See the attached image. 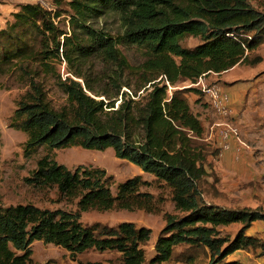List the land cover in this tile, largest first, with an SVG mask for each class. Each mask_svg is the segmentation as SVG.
Returning a JSON list of instances; mask_svg holds the SVG:
<instances>
[{"label": "trees", "instance_id": "16d2710c", "mask_svg": "<svg viewBox=\"0 0 264 264\" xmlns=\"http://www.w3.org/2000/svg\"><path fill=\"white\" fill-rule=\"evenodd\" d=\"M114 14L116 33L94 20ZM193 37L192 46L183 44ZM264 41V8L252 0H51L17 5L0 27V77L14 74L25 85L16 100L13 122L26 133L25 150L79 146L103 150L152 174L167 187L177 213H165L155 253L142 245L150 228L132 221L83 223L80 211L118 208L158 210L156 197L140 188V175L120 182L79 164L69 169L50 154L38 158L26 180L55 186L76 199V210L34 203L0 206V264H27L31 243L61 246L78 264H240L238 249L264 255V238L245 233L264 220L260 206L232 207L209 202L204 184L216 182L212 159L219 149L205 139L200 118L187 94L194 87L168 90L205 72L235 64L255 65ZM120 45L137 46L143 58L132 63ZM66 64L62 77L58 65ZM162 76L161 78H159ZM64 94L55 106L43 78ZM159 78V79H158ZM204 96V95H203ZM215 172V174H214ZM215 175V176H214ZM212 195L219 196L215 184ZM239 223L230 237L222 227ZM89 249L116 253L107 263L77 259Z\"/></svg>", "mask_w": 264, "mask_h": 264}, {"label": "rangeland", "instance_id": "374dc122", "mask_svg": "<svg viewBox=\"0 0 264 264\" xmlns=\"http://www.w3.org/2000/svg\"><path fill=\"white\" fill-rule=\"evenodd\" d=\"M3 1L7 0H0V2ZM9 1L15 4L16 9L17 5L26 2L40 1L45 6H48L51 2V0ZM94 24L113 33L118 30V20L114 14H106L100 20H94ZM195 43L196 39L193 37H187L183 41L186 46H192ZM119 47L132 63H137L143 58V50L137 46L120 45ZM58 69L62 77L69 75L65 63H60ZM210 78L220 82L216 78ZM43 79L50 101L55 106H59L64 101V94L56 87L52 78L45 77ZM25 88L24 83L18 80L14 74L0 77V206L30 202L50 209L76 210V199L59 193L55 186H40L26 180V177H29L35 169L38 158L44 154H50L58 163L64 164L69 169H73L79 164L105 169L107 174L112 175L110 189L113 193L116 192L117 185L120 182L140 175L142 179L150 181V185L143 186L140 189L151 192L156 197L157 211L149 212L140 208L118 207L106 210L88 209L80 211V220L87 224L100 221L111 225L121 221H132L136 226L148 227L151 231L150 237L142 247L147 259L154 255L155 241L165 225V213H177L169 189L156 183L152 174L141 171L137 165L126 159L115 157L111 147L103 150L86 149L79 146L49 149L45 145H39L27 152L24 145L26 133L17 129L13 122L16 100ZM187 96L192 111L200 118L206 132L210 123L216 119L212 108L200 93L191 91ZM260 100L256 97H250L249 101L245 103L249 109L260 104L264 112V99H262V102ZM251 132L250 129L248 131L250 138H252ZM258 151L260 150L253 149L254 153ZM212 164L216 172L214 174L217 175L216 182L213 181L214 178L211 176L204 184V188H206L205 197L209 202H221L232 207H264V170L263 173L249 172L245 170V168L248 169L246 166L239 165V168L233 170V173L225 174L217 168L213 159ZM213 184L217 187V191L222 193L221 195L217 197L212 195ZM238 225L239 223H231L222 227V233H227L230 237H233L239 228ZM30 247L32 251L31 260L27 264H78L76 260L70 257L66 249L53 243L34 240ZM235 253L238 254L239 258L237 257V260L240 264H264V255L259 250L247 252L238 249L235 250ZM115 255L114 252H100L89 249L77 255V259L101 260L107 263Z\"/></svg>", "mask_w": 264, "mask_h": 264}, {"label": "crops", "instance_id": "0c3cea01", "mask_svg": "<svg viewBox=\"0 0 264 264\" xmlns=\"http://www.w3.org/2000/svg\"><path fill=\"white\" fill-rule=\"evenodd\" d=\"M252 3L264 8V0H252ZM15 10L16 7L13 2L9 0L0 2V27L4 26L5 21L10 18L11 13ZM257 51L262 58L255 65L235 64L229 69L221 72H210L209 74V77L220 80L221 88L228 93L234 109V121L238 125L242 140L245 143L241 144L234 138H230L229 147L220 150L217 146L219 138L209 134L208 126L205 139L219 149L216 159L213 158V160H215L217 168L225 174L233 173V170L239 168V165L246 166L248 169L245 168V170L249 172L263 173L264 170V112L260 104L249 109L245 103L249 101L250 97L259 98L261 99L260 102L264 99V41L259 45ZM216 120L217 116L213 122ZM250 129L252 138L248 134ZM253 149L260 151L254 153ZM217 203L227 205L221 202ZM245 233L264 238V220L253 221ZM237 257L238 254L235 251L230 255V258L238 259L239 257Z\"/></svg>", "mask_w": 264, "mask_h": 264}, {"label": "built area", "instance_id": "2783aa9c", "mask_svg": "<svg viewBox=\"0 0 264 264\" xmlns=\"http://www.w3.org/2000/svg\"><path fill=\"white\" fill-rule=\"evenodd\" d=\"M166 84L169 91L173 88L194 87L203 93L217 116V120L209 125V134L216 135L219 138L217 146L220 150L229 147L230 138H234L238 143L245 144L239 127L234 121V110L228 93L221 88L218 82L209 77L208 72L200 74L194 80H187L175 86H171L167 80Z\"/></svg>", "mask_w": 264, "mask_h": 264}]
</instances>
